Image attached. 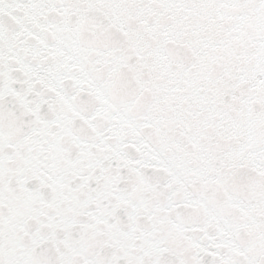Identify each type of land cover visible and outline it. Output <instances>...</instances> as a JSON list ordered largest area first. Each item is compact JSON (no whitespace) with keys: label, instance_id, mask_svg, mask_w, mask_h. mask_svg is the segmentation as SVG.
Returning a JSON list of instances; mask_svg holds the SVG:
<instances>
[{"label":"snow or ice","instance_id":"snow-or-ice-1","mask_svg":"<svg viewBox=\"0 0 264 264\" xmlns=\"http://www.w3.org/2000/svg\"><path fill=\"white\" fill-rule=\"evenodd\" d=\"M0 264H264V0H0Z\"/></svg>","mask_w":264,"mask_h":264}]
</instances>
